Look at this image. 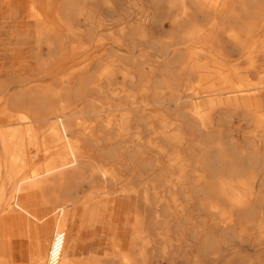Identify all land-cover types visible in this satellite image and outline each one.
<instances>
[{
    "label": "bare ground",
    "instance_id": "bare-ground-1",
    "mask_svg": "<svg viewBox=\"0 0 264 264\" xmlns=\"http://www.w3.org/2000/svg\"><path fill=\"white\" fill-rule=\"evenodd\" d=\"M26 17L36 28L34 45L0 50L11 54L15 67L36 70L31 78H0V100L9 94L0 126L3 119L13 121L14 113L26 124L10 122L0 130V233L11 218L22 226L16 235L29 241L28 264H46L57 232L64 235L61 264H158V258L166 264H212L222 251L241 264H264V182L257 185L256 179L264 158L249 134L244 150L234 149L228 136L204 148L197 109L180 110L189 99L182 90L201 87L207 79L202 74L221 72L223 90L235 94L231 106L247 112L245 120L254 127H264V91L249 82L255 59L242 78L226 74L239 71L227 67L228 53H244L252 45L240 43L237 31L251 25L248 39L264 35V0H26ZM116 26L118 35L112 34ZM103 32H111L108 42L87 50L109 51L91 61L100 70L53 79L64 67L59 57L65 36L93 43ZM201 45L222 61L194 51ZM30 80L32 88L9 91ZM219 109H208L211 122L212 112L217 121L226 118L228 110ZM45 129L50 132L40 140ZM258 137L264 145V133ZM70 140L82 156L61 150ZM55 147L62 153L47 158ZM23 153L34 154L26 165L14 159ZM39 155L43 161L36 163ZM23 172H29L23 182L28 193L10 198L16 205L5 209ZM148 175L157 181L141 180ZM82 183L92 191L78 197ZM119 200L128 213L124 225L109 230V250L75 256L81 228L107 226L106 212ZM48 203L56 205L47 231L35 207ZM26 206L29 211L19 212ZM172 227L181 232L173 234ZM253 229L259 236L252 242ZM246 250L258 254L257 260L246 257ZM19 252L11 262L0 252V264H15L23 256Z\"/></svg>",
    "mask_w": 264,
    "mask_h": 264
},
{
    "label": "rangeland",
    "instance_id": "rangeland-1",
    "mask_svg": "<svg viewBox=\"0 0 264 264\" xmlns=\"http://www.w3.org/2000/svg\"><path fill=\"white\" fill-rule=\"evenodd\" d=\"M9 4H11V6L15 5L14 8L17 7V1L16 0H9ZM32 25H33V23H32ZM30 29H31V26L26 27L23 29V32L25 33L27 31H29ZM251 29L252 28L250 25L246 29H243L241 31H237L236 34H237V37H238L240 43H244V42L250 40L249 42L252 45L249 49L245 50L244 53L243 52L240 53V51H238V50H234V51H230V52L228 51L229 53H228V58H227V67L230 68V70H233L234 68H236L239 71L238 72L230 71V72H227L226 74L229 73L230 74L229 76H231V77L242 78V76L245 75V72L248 71L247 69L249 68V61L253 57L256 61V63H255L256 69L254 70V72L252 74H251V72H249V76H250L249 82L253 88L262 89L261 91H264L263 90L264 89V44H263L264 43V35L262 34V35L258 36V35L254 34L250 39H248L249 37H248L247 31L251 30ZM119 30H120V27L116 26L114 28V30H112V34L118 35ZM110 33L111 32H103V33H99V34L96 33L95 37H97V39H95L93 41V43L89 42L88 40H86L84 38L83 39H80V38L70 39L67 36H65L64 49H63L62 54L59 57V59L62 60L61 63H63L64 67L61 68L60 70H58V72L54 74L53 79H57V78H61V77L68 79V78L73 77L75 75L81 74L84 70H91V71H95V72H97V70H100V69H98V66H96V64H92L91 61L96 56H99V55H101V57L106 56L109 53V51H106V52L105 51L88 52L87 50L93 44L94 45L97 43L103 44V43L108 42V40L110 38L109 37ZM33 34L35 37L36 28L34 29V27H33ZM156 38L158 40H160L162 37H160V38L156 37ZM2 39L3 40L1 41V44H0L1 47L7 44L9 37L4 36ZM33 45H34V38L32 41L29 42L26 49L31 48ZM257 45H261V47L257 46ZM254 47H259L261 49L255 50ZM195 49H194V51H197L199 54H201L203 56H213L217 61H222L221 60L222 58H220L219 56H217L216 54H214L212 52L207 51V48L205 46H202V45L197 46V49L196 50ZM261 50H263V51H261ZM209 54H211V55H209ZM43 55H44V57H46L45 52L43 53ZM132 56L133 55H130L129 58L130 59H136V56L135 57L134 56L132 57ZM0 58H1L0 59V66L10 67L13 69L14 72L12 74V79L21 78V77L31 78L35 75L36 70L34 68H18V67H15V64L17 63V61L11 59L10 53L1 54ZM220 74H221V72H219L218 74L213 73V75L210 76L211 78H209L207 76L209 74H202L203 78H207V79L205 82L202 83L201 87L195 88L194 90H189V91L182 90V93H181L182 98H189V99H188V101H185L182 103L180 110L186 111L188 109L186 111V112H188L190 109H194V108L197 109L196 112L199 113V116H197V118L202 122V132L200 131L201 134L199 135V138H200L201 146H203L204 148L205 147L206 148H213L215 146V144L218 142L217 141L218 138L223 137L224 139H226V137L228 136L227 138L230 140V145L234 149L244 150L246 148L244 143L247 140V139H245V136H246V134L247 135L249 134L248 137L254 143L256 149L258 150L260 158L263 161L264 145H262L261 140L259 139L258 136H259V134L264 133V127H259V128L254 127L252 122H247L245 120V118L247 117V112H245L244 110L237 109L234 106H231L230 100L232 99V97L235 94L232 93L231 91L223 90L224 88L222 86V83L219 80L220 77H218V75H220ZM192 81H193V79H192ZM31 83H32V85H30ZM34 84L35 83L32 82V80H30L29 82L21 84L22 85L21 87L12 86L9 89V91H13L16 88L26 91L29 88H32L34 86ZM43 84L44 85L50 84V80H48V79L44 80ZM196 94H199V95L196 97ZM8 95L9 94L7 93L5 96L2 97V101L0 100V110H2V108L5 104L4 101L8 98ZM261 99L264 100L263 97ZM192 105H194V106H192ZM211 105H213L215 108H217L216 113L220 112L219 108L228 110V114H227L226 118L222 119L221 121H217V119H218L217 114L212 112L213 114L211 113V117L213 119L211 122L210 121L211 118L208 115V109L211 107ZM155 115H156V113H155ZM3 120L4 121L2 122V126H0V130L5 129V126L10 122H13V125L14 124L16 125L17 123L19 124V122H20V120L18 119L17 113H14L13 121L9 122V120H7V119H3ZM19 125L24 126L26 124L22 123ZM252 129H254L256 131H253ZM261 130H263V131H261ZM187 131H189V130H187ZM49 132H50V129H47V130L45 129L42 132L44 134L40 135V140L42 138H45ZM215 132H217L218 134ZM253 132H255L256 134L255 133L253 134ZM186 133H188V132H186ZM70 143H72V140H70ZM70 143L68 146H65V148L63 147V149H61V150L64 153H69L70 156H74V155L75 156L76 155L82 156V151L79 149H76V148L74 149L73 143H72V146ZM62 151L60 152V149L58 147H55V148L50 149L48 155L46 154V156H47V158L53 157L59 153H62ZM33 156H34V154H24L23 153V155L17 154L14 159L16 160V163L26 165V159L25 158L28 159V158L33 157ZM23 157H24V159H23ZM35 157H36L35 158L36 163L43 161L41 155L35 156ZM263 166H264V163H263ZM28 173L29 172H27V173L23 172V174L20 177L15 178V180L12 184L13 190H12L11 194L8 193V195L6 196V199H5V203H7V205H5L6 206L5 209L11 208L14 205H16L14 203V201H12V200L8 201L10 198L18 197L20 195L28 193L25 190L24 184H23ZM71 174H72L71 171H69L68 176L71 177L72 176ZM257 174L258 175H257L256 179H257V185H258V184L264 182V169H263V171H260ZM152 177H154V178H152ZM141 180L147 181V182L148 181H154V182L157 181V179L153 175L145 176ZM87 185L88 184H85V183L81 184L80 188L78 189V191H79L78 197L83 196V194L86 195L87 193H90L92 191L91 187L89 185L88 186ZM94 195H95V197L101 196V194H94ZM50 205H52V207H50ZM54 205H56V204L48 203V204H40V205L36 206L37 209L35 207L37 217H40L41 220H44V222H46V224L48 223L45 227V229L47 231L51 230L52 229L51 226H53V221H52L53 220V212L51 209H53ZM38 207H39V209H38ZM41 207H42V209H41ZM2 208H0V214L3 212ZM46 208H48V209H46ZM40 209L42 211H40ZM25 211L26 212L29 211V208L27 206L24 207L23 209H21L19 212L23 213ZM106 213L111 215L112 213H114V210L113 211L109 210ZM184 226L185 225L183 224V227ZM101 230L102 229L99 226L81 228L80 237H81L82 245L80 246V249L77 250V252L75 253V256L84 257L85 255H87L88 250H90V251H92L98 255L103 254L104 252L108 251L109 250L108 245L105 244V240H103V238L105 236V234H104L105 232L101 231ZM238 231H240V230L236 229L234 232V234L236 236L240 235V232H238ZM171 232L176 235V233L179 234L181 232V230L172 227ZM249 233L252 234V236H251L252 242H253V240L256 239V237L259 236L256 229L250 230ZM256 233H257V235H255ZM237 240L238 239H236V241ZM19 242L21 244L20 248L22 250L23 256L21 259L14 260L13 263H15V264H28L27 250H28V246H29V241L27 238L24 237V239L21 238ZM88 245H90V246H88ZM232 245H234L235 248L242 249L239 246L238 242H235V240L232 242ZM246 251H247L245 253L246 257L249 256L252 261L257 260L256 258H258V257H256V256H258V254L256 255L253 252H251L250 250H246ZM222 253L223 254H222L221 259L218 262H215L212 264H227V263H229V264L230 263L231 264H241V261H239V258H234V255L230 251H222ZM184 258L185 257L183 255L180 257L181 260H184ZM61 263H63V260L61 258H59L57 260L56 264H61ZM158 264H166V262H165V260H161L160 258H158Z\"/></svg>",
    "mask_w": 264,
    "mask_h": 264
},
{
    "label": "crops",
    "instance_id": "crops-1",
    "mask_svg": "<svg viewBox=\"0 0 264 264\" xmlns=\"http://www.w3.org/2000/svg\"><path fill=\"white\" fill-rule=\"evenodd\" d=\"M16 1L17 7L14 8L15 5L11 6V4H9V0H0V44L4 36L9 37L6 45L2 47L0 45V50L26 48L29 42L34 38L33 25L26 17V0ZM29 26H31V29L24 33L23 29ZM13 72V69L10 67L0 66V78H12ZM120 200L117 204L113 203L111 206L110 210H114V213L111 214L108 225L105 227L101 226V231L105 232V236L103 238V240H105V244H107L106 237L108 236L109 230L113 227L120 228V226L125 224V215L128 213V210L125 209L123 201ZM84 218H86V215ZM86 220L87 219L84 221L85 223ZM21 227V225H15L13 219L11 218L6 222V229L2 230L1 228L2 233H0V252L2 257L7 262H11L12 259H15L18 256V253H20V248L18 247L20 242L18 241L19 238L16 234H19L20 232L22 233ZM38 235L39 234L36 233V237H38ZM81 245L82 243L80 237L79 242L76 245L75 253L80 249ZM87 252L88 255L92 251L88 250Z\"/></svg>",
    "mask_w": 264,
    "mask_h": 264
},
{
    "label": "built area",
    "instance_id": "built-area-1",
    "mask_svg": "<svg viewBox=\"0 0 264 264\" xmlns=\"http://www.w3.org/2000/svg\"><path fill=\"white\" fill-rule=\"evenodd\" d=\"M63 233L57 232L52 236L49 248L47 250L46 264H56L63 244Z\"/></svg>",
    "mask_w": 264,
    "mask_h": 264
}]
</instances>
